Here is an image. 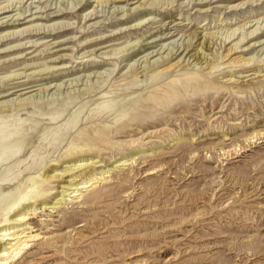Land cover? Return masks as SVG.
I'll return each mask as SVG.
<instances>
[{"label": "rangeland", "instance_id": "374dc122", "mask_svg": "<svg viewBox=\"0 0 264 264\" xmlns=\"http://www.w3.org/2000/svg\"><path fill=\"white\" fill-rule=\"evenodd\" d=\"M95 1L0 0V8L14 4L0 11L7 12L0 16V36L12 30L6 26L19 12L46 28L19 41L1 38L0 93L30 79L42 81L39 89L63 84L30 95L29 107L0 112V228L13 226L24 211L27 225L10 232L38 236L12 264H264V26L258 36L248 35L264 21V0L237 10L219 8L232 6L226 0H205L206 14L197 12L201 0L138 13L126 11L138 0ZM93 10L97 19L85 20ZM245 22L219 52L199 53L202 36L218 44ZM134 25L139 29L130 31ZM169 32L172 38L145 46ZM193 32L203 33L189 56L184 51L164 61L167 49L183 46ZM240 33L247 39L236 49ZM138 40L130 51L117 50ZM110 45L118 46L99 51ZM107 51L119 61L96 66L92 60ZM152 52L159 54L147 65ZM133 64L142 68L121 77ZM56 66L70 68L47 71ZM14 75L21 76L8 82ZM73 79L79 84L71 85ZM148 146L154 147L130 156ZM132 156L130 166L114 169V162ZM90 157L102 160L99 170L113 171L106 182L60 209L43 208L58 196L60 181L49 178L53 168L62 173ZM74 158L82 162L71 163Z\"/></svg>", "mask_w": 264, "mask_h": 264}, {"label": "bare ground", "instance_id": "6f19581e", "mask_svg": "<svg viewBox=\"0 0 264 264\" xmlns=\"http://www.w3.org/2000/svg\"><path fill=\"white\" fill-rule=\"evenodd\" d=\"M127 1H131V0H98V1H95V3H97V4H102L103 3V5H104V3L121 4V3H125ZM193 1H194V4H196L195 2L197 0H190L189 4L187 6L189 7L191 5V2H193ZM226 1H228L230 3H233V4H231L232 6H219V8H221L222 10H226V9H229V8L232 9V10H237L241 5L244 6V5L248 4L249 2L250 3L252 2V4H253V3L257 2L258 0L241 1V2H239V4H235V1L236 0H226ZM226 1H224V0H217L216 2H219L222 5V3L226 2ZM77 2L78 3H83V2H85V0H77ZM175 2H177V0H155L153 2L146 1V0H143V1L138 0L137 3H133V4H137V6L134 9H130V10H126V11L128 13H131L134 10H139V11H137V13H138V12H141L143 8L145 10L147 7L148 8H152V7H156V6H160V5H161V7H164L165 5H167V6L172 5ZM26 4H27V2H26ZM206 4H207V2L205 0H201L200 3H197V6H199V7H196V8H198L197 12L199 14H206L207 12H209V7H205ZM13 6H14V4L13 3H10L9 5H7L5 7H1L0 8V11L6 10V9H10ZM96 8L97 7H94V10H96ZM14 9H16V8H14ZM120 9L121 8H118L117 9L118 12H119ZM94 10L90 14H88V15L85 16V20L89 16H90V21L97 19V13L98 12L97 13H94L95 12ZM6 13L7 12L1 13L0 16L1 15H4ZM21 13L22 12H19L17 14L18 19H15V21H14V23L12 25H7L6 26L7 29L9 28V29H12V30H8V31H5L4 30V32L1 33V35H3V36H0V40H1V38H3V39H5V38H11L12 39L13 38V40H14V38H16V40L19 41V39L21 37H24V39L29 38L31 35H25V34H27L29 32L32 33V32H35V31H41V30H45L46 29V28H43V24L42 25L34 24L36 22V20H38V19H32L30 21H27V18L28 17L21 18L20 17ZM94 16H96V17L94 19H92ZM49 19H50V17H49ZM12 20H14V17L10 20V22ZM41 20H43V19L41 18ZM44 20H46V19H44ZM17 21L18 22L25 21V22L22 23V24H19V25L18 24L15 25V23ZM174 22H177V20H174V21L169 22V25L173 24ZM143 23L144 22H141L140 24H137V25L142 26ZM248 23L249 22H247V23L245 22V24L243 26H240L239 28L232 30L231 33H229L227 31L226 32V35L227 36L225 37L224 41L223 40H220L218 44H217V40H215V37H213V36H208L207 37L206 35L202 36L201 39H200L201 42L199 44V46H200L199 53L201 51L206 52L207 50L213 51L214 53L219 52V50H221V48L223 47V45L226 44V42L229 41L230 39L234 38L238 34V31L240 29H244V26L248 25ZM263 23H264V21L262 23H260V20H258L255 25H253L252 27H250L248 29V30L253 29L252 31H250L248 33V35L249 36L250 35L251 36H253V35L255 36V34H256V36H258L257 35V33H258L257 31L261 30V28L264 26ZM32 24H33V26H27V25H32ZM137 25L131 26L130 31H136V30H138L139 28L137 27L138 29H136V27H135ZM17 26L18 27L19 26H25L27 28L18 30L17 29ZM62 26L63 25H61V27ZM145 26H143L141 29H143ZM1 28H2V25L0 27V30H1ZM168 29H170L169 26H167L166 29L162 28L161 31L168 30ZM125 32H127V31H125ZM122 33L123 32H121L120 35ZM202 33L193 32V33H191L188 36L189 40H188L187 43L185 42V44L183 46L182 45H178L176 47L174 46V49H171V50L170 49H167V51H169V52L166 54L167 58L164 61H168L169 58L171 59L173 57L178 58V57H180L184 53V51H185V53L187 52V56L186 57H188L189 54H190V52L192 50H194V44H195L194 41L195 40H198L199 36ZM115 36H118V35H115ZM173 36H174V34H171V32H169L168 34H164L163 36H161L159 38H156L154 40H151L145 46H150L151 44H156L157 42H160L162 40H168V39L172 38ZM238 36L239 37H237L236 39H239V38H241V39L235 45V48L236 49L237 48L239 49V47H240L239 44L241 42H243L245 39H247V34L246 33H240ZM107 38H111V37H107ZM236 39H233L231 42L235 41ZM103 40L104 39H100L101 42H103ZM100 41L91 42L89 44H94V43H97V42H100ZM112 41H115V40H111L109 42H112ZM68 42H73V41L71 40V41H68ZM139 44H140V40L136 41L134 44H132V46H131V44H128V46H125L124 48H119L117 50H123V52H124V50H129L130 51V50H132L134 48V45L136 46V45H139ZM118 45H110V46H107V47H104V48L99 49V51L100 50H104V49L106 50V49L112 48V47L114 48V46L117 47ZM215 46H216V48H214ZM182 48L184 49L183 51L181 50ZM18 50H20V49H18ZM63 50H65V49H63ZM112 53H113V51H107V52L101 53L100 56L97 57V58L100 59V61H96L97 59H93L95 61L92 60V62H96L97 63L96 66H98V67L104 66L107 63H111V62H118L119 61L118 59L112 58ZM165 53H163V54H165ZM158 54H159L158 52H157L156 55H155V52H152V53L147 54V56H145L146 57L145 62L147 63V65L150 64V59H152L154 57H157ZM116 55L117 54H115V56ZM120 55H121V53H120ZM201 55H202V53H201ZM201 55L199 57H201ZM88 56L89 55L85 56L84 58H87ZM66 58L67 57L64 55V56L60 57L59 60H61L60 62H63L64 60H67ZM182 58H183V56L180 58V60ZM202 58L206 60L208 57H206V55H205V56H202ZM164 61H162L161 63H163ZM56 68H58V67L56 66L54 69L53 68L52 69L51 68L50 69L48 68L47 71L49 70V73H50L51 71L52 72H55V70L56 71L65 70V69H68L70 67H63L62 66L59 69H56ZM139 68H142V64L141 65H134L133 64L131 66V69L132 70L130 69V71L128 73H126L125 75H122L121 77H126L128 74H132V73L136 72ZM115 71H116V69L113 72H111L110 75L112 76ZM42 72H44V71H42ZM42 72L39 73V74H42ZM96 74H99L98 76H102L103 73L96 72L94 75L96 76ZM92 75L93 74H90L87 77L90 78ZM20 76L21 75H14V76L10 77L9 80L8 79H6V80H8V82L9 81H13V80H16ZM78 81L79 80H77V79H73V80H70L69 83L71 82L70 83L71 85L74 84V83H76V85H77V84H79ZM82 81L83 80H81V82ZM8 82L3 83L5 85L4 86V89H6V88L8 89L9 88L8 87ZM40 82H42V81H36V79H34V80L33 79H30V80H28V81H26L24 83H21L20 85H17L16 87H14L12 89V91H6V92L0 93V100H6L7 98H9L11 96H14V95H17L18 96V98L15 99L16 101H15L14 104L12 103L13 101H11V103L9 101L1 102L0 103V112L9 111V110H12L13 108L14 109H18V108H21V107H29L31 104H33V101H34V100H31L33 96H30V95L34 94L35 92H38V91L40 92L41 91V92L47 93V92H49L51 90H54V89L55 90L57 89V91H58V90H60L63 87V84H55V85L54 84H51V86H49V87H43L42 89L41 88L39 89L38 87H40L39 86V83ZM66 84H68V83H66ZM0 85H1V82H0ZM1 88H3V87L0 86V91H1ZM54 120L55 119H52V120L50 119V121H54ZM175 140H177V139L176 138H173L172 140L168 141L165 145L166 146L167 145L169 146ZM253 140H255V137H252L251 139H249L250 142L253 141ZM151 147H154V146H148L146 148L145 147L134 148L130 152V156L131 155L138 156V155H140L142 153L147 152L148 149H151ZM133 158L134 157L132 156L130 159H127V160H124V158L119 159L118 161L114 162L115 163V164H113L114 169L124 168L126 166H130L132 163H130L129 161L132 160ZM79 159L80 158H78V159L77 158H74L70 162L71 163H73V162L74 163L82 162V161L75 162L76 160H79ZM93 159L94 158H91V157L88 158V160H86V161H89V162H87L85 164H81V165L74 164V165H70V166H67V167L65 166L64 168L66 170H64V172H62V173H59L57 171V169L53 168V171L49 175V178L50 179H54L56 181H60L59 182L60 184L58 186V189L59 190L55 192L56 194H58V196L55 197L54 202L51 203V206H44V204H42L43 205V208H45L47 210L60 209L61 206H63L64 204H66V202L68 201V198L70 200H73V199L80 200L84 192H88L90 189H95L97 186H99L103 182H106V180L108 178V177H105L106 174L107 173L109 174V173H111L113 171L111 169H108V170L107 169L99 170V169L105 167L104 164H103V162H102V160H97V159L96 160H93ZM91 160H93V161L91 162ZM83 161H85V160H83ZM55 166L57 167V165H54L53 167H55ZM88 169H90V171H92V172L87 171ZM87 173H90L91 175L88 178L84 179L80 184L79 183L77 184V182H80L81 181V180L76 181L77 178L78 177H81V175H83V174H85V176H86ZM78 174H80V175H78ZM98 175H101V176H98ZM66 178H69V179L65 180ZM33 207L34 206H30V207H27L26 209H28V211H29ZM28 217H29L28 216V212L19 211L18 213H16L14 219L12 220V222L14 224L13 226L6 227V228H4V227L3 228H0V244H4V245L0 246V264H12V263H15L18 259H21L23 257V254L25 253V251H27L28 249H31L32 248V246H33L32 245V242L35 241L38 238V236H29L28 238H26L25 235H24V237H22V235H19L16 232H12V233L10 232L11 230L17 229V228L22 227L24 225H27V222L29 220ZM4 238H6V239H4ZM22 238H26V239L23 240V241H21ZM6 242H8V243H6Z\"/></svg>", "mask_w": 264, "mask_h": 264}]
</instances>
